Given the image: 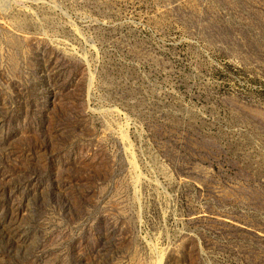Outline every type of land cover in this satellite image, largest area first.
<instances>
[{"label":"rangeland","instance_id":"obj_1","mask_svg":"<svg viewBox=\"0 0 264 264\" xmlns=\"http://www.w3.org/2000/svg\"><path fill=\"white\" fill-rule=\"evenodd\" d=\"M0 264H264V0H0Z\"/></svg>","mask_w":264,"mask_h":264}]
</instances>
